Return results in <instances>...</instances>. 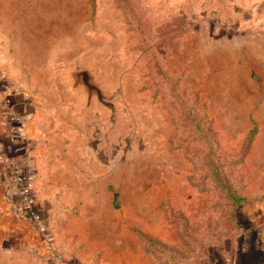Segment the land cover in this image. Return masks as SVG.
Returning a JSON list of instances; mask_svg holds the SVG:
<instances>
[{
	"label": "rangeland",
	"instance_id": "obj_1",
	"mask_svg": "<svg viewBox=\"0 0 264 264\" xmlns=\"http://www.w3.org/2000/svg\"><path fill=\"white\" fill-rule=\"evenodd\" d=\"M0 70L65 261L264 264V0H0Z\"/></svg>",
	"mask_w": 264,
	"mask_h": 264
},
{
	"label": "crops",
	"instance_id": "obj_2",
	"mask_svg": "<svg viewBox=\"0 0 264 264\" xmlns=\"http://www.w3.org/2000/svg\"><path fill=\"white\" fill-rule=\"evenodd\" d=\"M1 71V70H0ZM21 83L10 75L0 72V114L6 123L0 125V154L5 164H0V264H52L47 260L46 244L30 219L20 210L17 197L21 183L16 178L18 172L31 173V187L38 198L35 205L42 207L43 199L39 193V178L35 170L38 166L35 146L36 114L23 119L32 102L27 101ZM22 86V87H21ZM43 184V180L40 179ZM36 205V207H37Z\"/></svg>",
	"mask_w": 264,
	"mask_h": 264
},
{
	"label": "built area",
	"instance_id": "obj_3",
	"mask_svg": "<svg viewBox=\"0 0 264 264\" xmlns=\"http://www.w3.org/2000/svg\"><path fill=\"white\" fill-rule=\"evenodd\" d=\"M5 123V117L0 114V125L3 126ZM5 163L4 157L0 154V164L3 165ZM16 178L21 183L20 191L17 197L11 196V201H17L20 206V210L30 219L37 232L41 235L49 251V254L47 255L48 259H53L52 261L55 264H70L63 258V253H60V251L55 248L52 234L45 221L41 218L40 212L35 205V194L33 193L31 187L32 174L18 172ZM229 263L230 259L227 258L225 260V264Z\"/></svg>",
	"mask_w": 264,
	"mask_h": 264
},
{
	"label": "trees",
	"instance_id": "obj_4",
	"mask_svg": "<svg viewBox=\"0 0 264 264\" xmlns=\"http://www.w3.org/2000/svg\"><path fill=\"white\" fill-rule=\"evenodd\" d=\"M33 110L32 109H27L26 110V112H25V114H23V119H26V120H28V119H30L31 117H32V115H33ZM220 183H221V181H220ZM223 184V183H222ZM238 221V220H237ZM256 231H260V230H256ZM247 238V236H244V239H243V242H245V241H247L248 239H246ZM249 237V236H248Z\"/></svg>",
	"mask_w": 264,
	"mask_h": 264
},
{
	"label": "water",
	"instance_id": "obj_5",
	"mask_svg": "<svg viewBox=\"0 0 264 264\" xmlns=\"http://www.w3.org/2000/svg\"><path fill=\"white\" fill-rule=\"evenodd\" d=\"M257 78H259L258 75H256ZM118 192L114 191L113 192V197H112V205L117 208L119 205H120V202H119V199H118V196H117Z\"/></svg>",
	"mask_w": 264,
	"mask_h": 264
}]
</instances>
